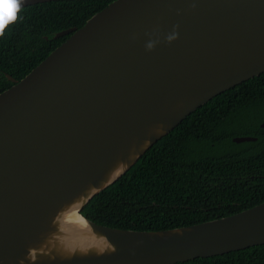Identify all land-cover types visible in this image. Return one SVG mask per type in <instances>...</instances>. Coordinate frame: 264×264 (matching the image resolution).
Returning <instances> with one entry per match:
<instances>
[{"label": "water", "instance_id": "1", "mask_svg": "<svg viewBox=\"0 0 264 264\" xmlns=\"http://www.w3.org/2000/svg\"><path fill=\"white\" fill-rule=\"evenodd\" d=\"M66 34L0 92V264H174L264 244V201L161 230L80 213L196 108L264 72V0H111Z\"/></svg>", "mask_w": 264, "mask_h": 264}, {"label": "trees", "instance_id": "2", "mask_svg": "<svg viewBox=\"0 0 264 264\" xmlns=\"http://www.w3.org/2000/svg\"><path fill=\"white\" fill-rule=\"evenodd\" d=\"M111 0L27 5L0 27V92L24 77ZM264 72L214 96L156 141L80 213L111 227L161 230L231 215L264 201ZM239 136L254 140L235 142ZM174 264H264V244Z\"/></svg>", "mask_w": 264, "mask_h": 264}, {"label": "clouds", "instance_id": "3", "mask_svg": "<svg viewBox=\"0 0 264 264\" xmlns=\"http://www.w3.org/2000/svg\"><path fill=\"white\" fill-rule=\"evenodd\" d=\"M18 2L17 0H0V27L4 25V22H10L14 19H8L13 10H18Z\"/></svg>", "mask_w": 264, "mask_h": 264}, {"label": "snow or ice", "instance_id": "4", "mask_svg": "<svg viewBox=\"0 0 264 264\" xmlns=\"http://www.w3.org/2000/svg\"><path fill=\"white\" fill-rule=\"evenodd\" d=\"M14 12H15V10H13V12L11 13V15L9 16L8 19H12L14 17ZM6 23H7V20L4 22V24H6Z\"/></svg>", "mask_w": 264, "mask_h": 264}, {"label": "bare ground", "instance_id": "5", "mask_svg": "<svg viewBox=\"0 0 264 264\" xmlns=\"http://www.w3.org/2000/svg\"><path fill=\"white\" fill-rule=\"evenodd\" d=\"M71 218L72 219H77V218H79V216L74 215V216H71Z\"/></svg>", "mask_w": 264, "mask_h": 264}]
</instances>
